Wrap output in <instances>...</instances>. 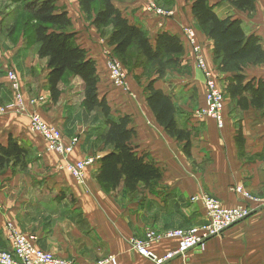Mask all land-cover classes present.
<instances>
[{
	"label": "crops",
	"instance_id": "1",
	"mask_svg": "<svg viewBox=\"0 0 264 264\" xmlns=\"http://www.w3.org/2000/svg\"><path fill=\"white\" fill-rule=\"evenodd\" d=\"M62 2L66 5H60V11L71 18L77 43L96 62L99 85L104 82L110 87L102 97L112 116L131 118L138 154L155 162L163 175L148 186L140 183L134 192L128 191L124 183L114 190L105 189L97 177L101 158L111 151L100 139L107 128L103 123L100 136H96L94 131L99 126L89 121L94 112L88 113L83 107V82L77 77H65L59 86L60 96L53 101L48 60L38 57L37 46L28 47L21 39L5 53L0 49V103L6 105L13 97L9 71L21 80L26 102L24 112L8 108L6 114L0 115V141L6 144L10 137L18 140L29 150L30 162L23 170L9 167L0 171V251L11 250L7 226L13 224L21 232L35 235L39 249L75 264H96L107 256H114L117 264H156L139 255L131 240L144 239L148 231L161 235L168 230H188L205 224L208 216L204 206L192 199L206 194L225 207L244 204L251 214L204 247L164 264H264V106L254 107L251 95L244 94L248 107L242 108L238 99H231L226 93L225 80L231 75L217 71L213 41L198 27L191 6L187 11L177 6L170 17H163L136 1L116 2L132 24L149 33L152 44L158 34L169 32L184 45L183 61L193 68L192 78L187 81L190 85L172 91L164 83L158 85L162 78L154 88L172 98L178 127L190 134L189 157L186 142L171 137L158 123L147 103V93L142 96L141 89L128 80L127 89L110 82L107 61L114 50L108 44L111 30L104 36L93 25V19L89 21L81 11L79 0ZM234 18L243 22L239 15ZM243 26L248 34L261 37L264 47V24L249 27L243 22ZM189 27L195 30L207 66L224 96L222 128L214 119L196 115L206 104V79L196 67L192 48L184 36V29ZM245 76L249 81L264 82V64L248 67ZM68 77H72L71 82L65 85ZM191 87L197 90L195 103ZM179 91L183 95L177 94ZM34 99L36 104L31 103ZM31 114H38L48 125L61 129L66 140L78 137L80 146L68 158L49 152L41 136L31 131ZM86 157H93L94 162L80 183L65 166ZM237 188L252 198H244ZM177 246L178 240H162L153 244L151 250L163 257Z\"/></svg>",
	"mask_w": 264,
	"mask_h": 264
},
{
	"label": "trees",
	"instance_id": "2",
	"mask_svg": "<svg viewBox=\"0 0 264 264\" xmlns=\"http://www.w3.org/2000/svg\"><path fill=\"white\" fill-rule=\"evenodd\" d=\"M243 14L256 11V0H223ZM119 0H79L81 11L93 19L97 29L111 27L108 44L112 55L124 66L134 49L138 58L152 65L157 80L146 87L147 103L158 123L178 141H185V152L190 157V134L178 127L176 108L172 98L156 90V81L166 76L171 66L184 60L185 48L181 39L169 32L156 36L152 44L149 33L132 24L116 6ZM191 13L200 30L213 41L214 63L220 74L231 75L225 80V91L231 99H238L242 108L250 103L256 108L264 106V82L248 80L245 70L250 66L264 64V47L261 37L248 34L243 22L233 16L221 18L208 0H190ZM99 6V7H98ZM28 15L25 28L31 29V46L38 47V57L48 60L49 83L53 101L60 96V84L67 76L80 78L83 82V107L88 113L99 111L107 130L100 139L111 151L101 158L98 182L109 190L125 184L128 191H136L140 183L146 186L162 178L161 169L140 155L133 143L136 132L131 128L129 116L114 118L106 98L99 94L100 78L96 62L78 43L73 23L67 12L58 11L56 0H35L20 8ZM16 29L13 25L12 31ZM30 162L29 150L18 140L0 141V171L9 167L25 169Z\"/></svg>",
	"mask_w": 264,
	"mask_h": 264
},
{
	"label": "built area",
	"instance_id": "3",
	"mask_svg": "<svg viewBox=\"0 0 264 264\" xmlns=\"http://www.w3.org/2000/svg\"><path fill=\"white\" fill-rule=\"evenodd\" d=\"M148 10L156 13L158 16L170 17L172 12L161 11L150 4ZM184 36L187 43L192 48L196 67L204 74L206 79V104L205 107L198 110L196 115L198 118H212L217 122V125L222 128L224 126L223 109L224 96L219 89L218 83L214 74L207 66V62L202 53L200 44L198 43L196 32L192 28L184 29ZM108 74L111 83L118 88L127 89L128 82L126 72L122 63L109 55L107 61ZM7 78L13 92V106L18 112L25 111L23 93L21 84L15 72L9 71ZM5 112V108H0V114ZM31 131L41 136L46 144L49 152H54L64 158H68L75 151L79 139L74 140L71 144L64 142V136L61 130L57 127L48 125L40 115H30ZM94 159H89L84 162L67 163L65 168L74 178L82 183L84 171L88 165L90 166ZM237 191L246 199H251V195L245 192L242 188H237ZM202 201L206 210L208 221L201 225L188 230L175 229L158 236L154 232H147L144 239L133 238L131 240L132 248L141 256L153 260L156 264H164L179 258L188 252L204 247L210 240L222 235L224 232L233 226L246 220L251 209L241 204L236 207H225L217 199L209 196H201L193 198L192 201ZM8 239L10 242V251H0V264H75L71 260L60 259L53 254L39 249L36 245L37 237L32 234H26L18 230L13 224L7 226ZM178 240L176 249L167 253L163 257L157 256L151 250V246L155 242L162 240ZM98 264H117L116 258L110 256L108 259L99 261Z\"/></svg>",
	"mask_w": 264,
	"mask_h": 264
},
{
	"label": "rangeland",
	"instance_id": "4",
	"mask_svg": "<svg viewBox=\"0 0 264 264\" xmlns=\"http://www.w3.org/2000/svg\"><path fill=\"white\" fill-rule=\"evenodd\" d=\"M29 1H35V0H0V49L3 53L10 50L13 46H17L18 43L21 41V39H24V45L26 44L28 47H31L32 41H31V29L25 28L26 27V22H28V15L20 8H22L25 3ZM68 1V0H67ZM120 2L124 0H119ZM133 1H136L138 3H141V6H144L146 8L149 7L150 4L155 5V7L161 11H166V12H173L175 7H179L180 10L182 11H187V9L191 6L190 0H128V3H131ZM209 4L214 7L215 11L220 17H226V16H240V18H243V22L248 24V26H253L254 24H264V0H256V11L253 14L250 15H240L235 11L230 4L227 1L223 0H208ZM57 8L58 11H60L61 7L60 5H66L65 2H62V0H56ZM130 5V4H129ZM99 7V6H98ZM143 8V7H142ZM140 8V9H142ZM148 12V10H147ZM89 21L92 20V18H88ZM13 25L16 26V29L12 31ZM25 25V27H24ZM192 28L193 27H189ZM111 30V27L108 28H102L101 31L103 35L105 36L106 34H109ZM5 55V54H4ZM124 70L126 72L127 80L128 82L131 81L133 83L135 88H140L141 89V94L142 96H145L146 93V87L148 84L153 81L157 80V75H156V70L155 68L146 63L144 60L141 58H138L136 51L133 49L128 57V60L126 63H124ZM193 74V68L191 65L187 64L186 62H182L180 65L177 66H171L169 70L166 73V76L160 80V84L164 83L165 87L170 88V90L173 91L175 88H179L182 85L189 86L190 83L187 81L192 78ZM109 76V75H108ZM72 77H68L65 81V85H68L71 81ZM7 79V78H6ZM19 79V78H18ZM110 80V78H109ZM20 84L21 80L19 79ZM8 82V81H7ZM111 82V81H110ZM158 81H156L155 85H157ZM10 85V83H9ZM99 94L100 97L102 98V95L105 94L107 88H110L106 85V83L101 82V85H99ZM219 86V85H218ZM11 88V87H9ZM22 88V86H21ZM128 88V87H127ZM193 89H190V92L192 91L193 93V98L192 100L193 103L197 101V90L194 87H191ZM219 88H221L219 86ZM183 91H179L180 95H183ZM187 95V94H186ZM178 97V95H177ZM13 97L12 100L6 104L3 105L0 103V108H5V112L3 114H0L1 116L6 114L8 112V108H11L13 106ZM23 99H24V104L26 105L24 94H23ZM32 104H36L35 99L31 101ZM93 117H91V120L93 121L95 126H99L97 130H95L96 136H100L102 132V125L104 123L103 116L99 111H95L94 114H92ZM93 124V125H94ZM61 130V129H60ZM62 132V131H61ZM63 134V133H62ZM64 136V135H63ZM64 137V142L66 144H71L74 140L78 139V137H73V138H67V140ZM80 146V141L78 140V143L76 145V148ZM75 148V150H76ZM93 157H86L84 161H88L89 159H92ZM31 159V157H30ZM82 161V162H84ZM29 164V163H28ZM89 166V165H88ZM20 169V168H19ZM87 169V167H86ZM84 171V177H85V172ZM23 170V169H20ZM84 180V178H83ZM245 191V190H244ZM246 192V191H245ZM248 193V192H247ZM251 195V194H250ZM203 196H209L214 198L213 196L203 194ZM201 196L197 197L200 198ZM244 197V196H243ZM252 197V196H251ZM216 199V198H214ZM202 203L203 202L200 201ZM170 231V230H168ZM166 231V232H168ZM152 232V231H148ZM165 232V233H166ZM162 233L161 235L165 234ZM158 235V236H161ZM157 242L153 243L156 244ZM152 247V246H151ZM185 256V255H183ZM110 256H107L99 261H103L105 259H108ZM176 259V258H175ZM98 261V262H99ZM98 262L96 264H98Z\"/></svg>",
	"mask_w": 264,
	"mask_h": 264
}]
</instances>
